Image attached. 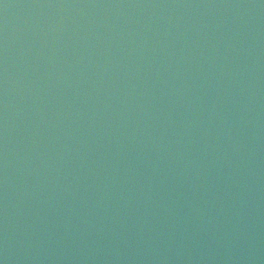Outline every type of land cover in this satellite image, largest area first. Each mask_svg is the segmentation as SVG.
I'll list each match as a JSON object with an SVG mask.
<instances>
[{"label": "water", "instance_id": "obj_1", "mask_svg": "<svg viewBox=\"0 0 264 264\" xmlns=\"http://www.w3.org/2000/svg\"><path fill=\"white\" fill-rule=\"evenodd\" d=\"M0 264H264V0H0Z\"/></svg>", "mask_w": 264, "mask_h": 264}]
</instances>
